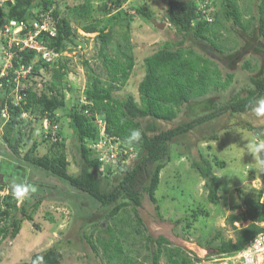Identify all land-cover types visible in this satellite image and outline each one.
Segmentation results:
<instances>
[{
    "label": "rangeland",
    "instance_id": "374dc122",
    "mask_svg": "<svg viewBox=\"0 0 264 264\" xmlns=\"http://www.w3.org/2000/svg\"><path fill=\"white\" fill-rule=\"evenodd\" d=\"M218 1H215L216 10L219 9ZM238 1L244 15H256L255 0ZM103 2L106 3L107 0H56L59 16L66 19L73 30L72 41L66 44L65 49L68 53L65 58H68L67 65L70 70L64 81L67 88L64 93L65 106L55 112L61 127L62 145L54 148L42 141L41 121L35 116L27 121H31V124L26 125L25 122L24 128L22 127L23 133H27L30 139H22L20 155L25 153L33 141H37L38 147L33 156H52L55 151L63 153L68 161V172L74 176L80 172L74 161L78 154V144L68 124L67 112L72 106H80L83 91L89 83L91 74L85 63L94 75L102 80L107 78L98 54L97 33H86L83 28L94 24L103 32H109L112 36L108 47L110 53L112 46L124 44L123 34L129 35L135 66L131 77L116 96L120 99L131 96L138 103L137 87L144 76L143 58L153 53L164 42L180 39L165 19L166 0H131L111 14L99 7ZM140 5L146 6L153 14L152 20L134 14ZM52 9L50 7L49 10ZM2 11L7 12V6L3 7ZM128 17H132L131 20ZM221 22L224 28L220 30L222 35L217 38L216 43L222 47L223 52H218L205 41L187 40L186 45L217 63L223 77L232 73L231 85L225 90L211 91L204 97L183 105L172 122L154 121L158 129L171 128L208 113L213 106L226 104L246 95L247 90L252 87L250 78L263 74L264 40L259 39L255 32L244 33L230 23ZM159 24L165 25L158 28ZM247 62L249 67H246ZM44 71L41 70L40 76L46 74ZM37 80L41 78H35L36 88H40L42 82ZM44 80L48 81L49 77ZM150 123H153L150 118L143 121V125ZM4 124L0 117V155L3 157L0 181L7 184L0 196L8 194L7 186L19 184L34 188L35 191H30L24 199L16 198L17 207L24 202L34 203L38 199L41 202L38 209L31 213L32 220H24L21 223V229L14 239L0 241V264L28 261L32 254L52 247L56 248L62 264H123V259L109 260L108 253L106 255L98 244V255H95L86 241L88 238L96 243L102 238L105 241L110 238L105 230H100L98 226L106 211L100 208L98 202L71 187L64 179L15 156L3 141L2 132L7 129ZM263 124L264 117L257 118L251 111L226 114L173 141L170 144V161L160 173V184L155 193L160 206L159 215L144 196L138 215L129 207L126 209L127 216L123 214L121 217H125V222L112 226L113 243L117 242L122 247L123 257L130 259V264H150V252L144 239L148 234L153 239L158 236L165 237L169 241L168 248H180L182 256L193 260V264H199L192 257L193 254L200 259V264H238L237 259L213 255V250L208 248V244L217 234L219 239L235 237L234 230L227 224L226 218L231 213L242 212L245 196L250 195L253 189L264 187L263 173L255 170L254 158L246 151V140L255 136V130L261 129ZM214 138L216 140H213ZM198 152L213 163L215 174L222 181L218 205L207 201L203 183L191 168V159L196 157ZM134 163L129 162L128 166L132 167ZM111 167V173H107L109 169L106 167L100 171L103 191L110 190L117 182L119 168L114 164ZM106 173L107 176L104 177L103 174ZM199 209L207 211L208 216L198 215L193 218V212ZM14 216L23 218L20 212H16ZM136 216L143 221L142 224L137 222ZM179 220L182 221L178 224ZM112 223L111 220L107 222L108 225ZM247 223H234V226H245ZM261 224L264 225V222ZM151 245H154L153 242ZM112 251L110 249L109 253ZM159 264L172 263L162 254ZM261 264H264V260Z\"/></svg>",
    "mask_w": 264,
    "mask_h": 264
},
{
    "label": "trees",
    "instance_id": "16d2710c",
    "mask_svg": "<svg viewBox=\"0 0 264 264\" xmlns=\"http://www.w3.org/2000/svg\"><path fill=\"white\" fill-rule=\"evenodd\" d=\"M128 1L131 0H107L110 5L103 2L99 7L111 14L113 11L121 9ZM215 1L213 0L212 21L209 22L199 18L198 9L192 0H166L165 19L168 26L174 29L180 39L164 42L153 53L143 58L144 76L137 87L139 103L131 96L123 99L116 96V93L122 90L131 77L135 66L129 35L123 34L124 44L112 46V53H110L108 47L112 42V36L109 32H103L94 24L83 28L86 33H97L98 54L107 78L102 80L99 76L94 75L88 64L85 63L91 74L89 83L83 91L86 104H80L79 107L72 106L67 112L68 124L78 144V154L74 161L79 166L80 172L76 176L68 172V161L63 153L55 151L56 153L52 156H33L38 147L37 141H33L23 155H20L19 152L22 139H30L28 134L23 133L22 130V127L25 126L21 119L23 111H30L32 117L35 116L40 121L43 116L50 115L59 122L55 112L65 106L64 93L67 88L64 81L70 71L67 65L68 58L63 57L58 60L55 66L48 68L46 63L36 58L38 55L35 51L25 50L20 53V58L14 57L12 60L14 68L32 64L33 70L29 75V86L25 90V104L21 107L12 106L11 99L7 97L13 88L11 82L14 77L13 72L9 71L7 78L9 82L3 80L4 85L0 92V110L3 108L4 101L7 100L11 115V119L4 124L7 129L2 132L3 141L15 156L64 179L71 187L98 202L100 208L106 211L103 221L98 226L100 230H105L110 238L106 241L102 238L96 243L86 239L95 255H98V244L106 255L108 253L109 260L123 259L121 261L123 264H130L131 260L123 257L122 247L117 242L113 243L112 226L125 222V217H121L123 214H127L126 209L129 207L135 215H138V209L141 208L144 196L159 215L160 206L155 193L160 184V173L170 161V144L177 138L187 135L199 126L221 116L251 111V104L255 98L264 96L263 72L260 77L250 78L252 87L242 97L233 99L226 104L213 106L208 113L178 123L168 129L160 130L155 125L154 121H174L183 105L204 97L211 91L225 90L233 81L232 73H227L223 77L217 63L200 54L190 45H186L187 40L205 41L218 52H223L222 47L216 43L217 38L222 35L220 30L224 28L221 21L230 23L244 33L253 34L255 32L259 39L264 40V0H255L256 15L250 13L244 15L238 0H217L219 2L218 10H216ZM6 6L7 12L0 9V20L2 18L27 19L30 17L31 10H49L52 7L51 14L56 23L57 35L48 38L49 47L57 52L65 51L66 44L72 41V27L66 19L59 16L56 0H14L13 4L8 3ZM134 14L147 20H152L153 15L144 5L138 6ZM128 18L131 20L132 17ZM246 67H249L248 62ZM43 69L46 74L40 76ZM36 77L41 78V80H37L42 82L40 88H36ZM45 77H49V80H44ZM85 109L99 116L105 122V134L116 138L123 145H128L125 143V138L130 129H139L141 132V140L132 144L138 154L135 163L132 167L125 165L117 170V182L108 191L101 189L100 163L87 146L89 141L97 138L99 128L94 121V116L89 117L84 114ZM147 118H150L153 123L143 125V121ZM27 124H31V121L26 122ZM255 132V136L264 138V124L261 129L255 130ZM59 135L60 140L54 143H49L46 141L47 139H41L57 148L62 145L61 127ZM191 168L203 183L207 201L212 205H218L222 181L215 174L213 163L198 152L197 156L191 159ZM108 169L107 173H111L110 168ZM107 173L103 176H107ZM6 185L0 181V192L5 190ZM7 188L8 194L0 196V241L14 239L21 229V223L24 220H32L31 213L38 209L41 202L38 199L34 203L24 202L17 207V199L11 192V186H7ZM263 189L264 187L259 190L253 189L252 193L245 196L242 201L244 210L239 213H231L226 218L227 224L234 230L235 237L233 239H219V234L210 239L208 248L213 250V255L232 256L243 250L257 234L263 231L261 226V223L264 222ZM16 212H20L23 218H16L14 216ZM198 215L208 216V212L203 209L193 212V218ZM93 217L95 218V214ZM110 220L113 223L108 225L107 222ZM136 220L139 224L143 222L137 216ZM181 221L179 220L177 223L179 224ZM244 222L248 223L245 226H234V223L242 224ZM186 225L189 226V224ZM144 239L145 246L150 252V264H159L162 254H165L172 264H193V260L182 256L180 248H168L169 241L165 237L158 236L153 239L147 234ZM152 242L154 245H151ZM110 249L113 250L111 254L109 253ZM192 257L200 264V259L196 255L193 254ZM15 264L62 263L56 248L52 247L32 254L28 261Z\"/></svg>",
    "mask_w": 264,
    "mask_h": 264
},
{
    "label": "built area",
    "instance_id": "2783aa9c",
    "mask_svg": "<svg viewBox=\"0 0 264 264\" xmlns=\"http://www.w3.org/2000/svg\"><path fill=\"white\" fill-rule=\"evenodd\" d=\"M192 1L198 9L199 18L204 21H212L213 0ZM8 3L13 4L14 0H0V9H3ZM106 4L110 5L108 2ZM51 12L50 10L35 9L27 19L2 18L0 20V92L3 89V80L9 82L7 78L11 70L14 74L11 80L13 88L7 97L11 99L10 102L14 107H21L25 104V90L29 86V75L33 70L32 64L14 68L12 63L14 57L20 58V53L25 50L35 51L38 55L36 58L41 59L50 68L55 66L58 60L68 55L66 51L57 52L48 45V38L57 35L56 23ZM80 103L81 105L86 104L84 96L80 99ZM84 114L89 117L94 116V121L99 128L97 138L89 141L87 146L100 163L101 170L104 167L112 169L113 164L120 168L137 159L138 154L134 146L123 145L116 138L105 134V122L99 116L89 112L88 109L84 110ZM0 117L4 123L11 119L7 100L4 101L3 108L0 110ZM21 119L24 121L23 123L32 119L30 111H23ZM59 133L60 123L55 121L54 116L45 115L41 118L42 139L54 143L60 140ZM261 226L263 231L257 234L243 250L229 258L237 259L238 264H261V261L264 260V225L261 224Z\"/></svg>",
    "mask_w": 264,
    "mask_h": 264
},
{
    "label": "clouds",
    "instance_id": "9594fccd",
    "mask_svg": "<svg viewBox=\"0 0 264 264\" xmlns=\"http://www.w3.org/2000/svg\"><path fill=\"white\" fill-rule=\"evenodd\" d=\"M251 112L257 118L264 117V96H259L251 104ZM141 140V132L139 129H130L127 137L125 138V143L132 145L138 143ZM246 151L251 154L255 161V170L264 173V138L258 136H252L250 139L246 140ZM30 191H35L34 188L29 186H23L19 184H14L11 187V192L13 196L17 199L26 198ZM42 260V257H41Z\"/></svg>",
    "mask_w": 264,
    "mask_h": 264
},
{
    "label": "water",
    "instance_id": "95a60500",
    "mask_svg": "<svg viewBox=\"0 0 264 264\" xmlns=\"http://www.w3.org/2000/svg\"><path fill=\"white\" fill-rule=\"evenodd\" d=\"M165 24H159L158 28H162ZM1 157H0V169H1Z\"/></svg>",
    "mask_w": 264,
    "mask_h": 264
},
{
    "label": "crops",
    "instance_id": "0c3cea01",
    "mask_svg": "<svg viewBox=\"0 0 264 264\" xmlns=\"http://www.w3.org/2000/svg\"><path fill=\"white\" fill-rule=\"evenodd\" d=\"M0 157H1V159L3 160V157H2V155H0ZM5 159V158H4Z\"/></svg>",
    "mask_w": 264,
    "mask_h": 264
},
{
    "label": "flooded vegetation",
    "instance_id": "af4514ba",
    "mask_svg": "<svg viewBox=\"0 0 264 264\" xmlns=\"http://www.w3.org/2000/svg\"><path fill=\"white\" fill-rule=\"evenodd\" d=\"M2 165V164H1ZM2 167V166H1Z\"/></svg>",
    "mask_w": 264,
    "mask_h": 264
}]
</instances>
